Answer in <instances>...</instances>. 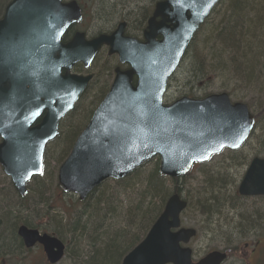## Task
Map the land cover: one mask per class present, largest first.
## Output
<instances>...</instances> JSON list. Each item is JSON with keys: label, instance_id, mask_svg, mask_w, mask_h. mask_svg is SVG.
<instances>
[{"label": "water", "instance_id": "95a60500", "mask_svg": "<svg viewBox=\"0 0 264 264\" xmlns=\"http://www.w3.org/2000/svg\"><path fill=\"white\" fill-rule=\"evenodd\" d=\"M219 2H158L144 42L124 36L126 24L121 23L111 35L87 41L78 33L63 43L67 28L82 19L75 0L10 1L0 20V164L19 193L25 196L27 182L41 174L47 142L58 135L60 120L92 78L72 73L73 67L80 62L89 66L104 45L129 68L116 69L108 94L60 166L63 192L84 200L105 180L124 178L155 157L162 174L178 178L195 162L224 148H240L255 125L246 104L232 103L224 92L163 103L169 79ZM239 193L264 195L263 159H253ZM186 207L178 194L171 196L122 264H221L226 253L214 251L195 263L191 248L182 246L196 235L192 228L179 229ZM18 235L27 248L42 245L51 264L64 256V243L53 235L26 225Z\"/></svg>", "mask_w": 264, "mask_h": 264}, {"label": "trees", "instance_id": "16d2710c", "mask_svg": "<svg viewBox=\"0 0 264 264\" xmlns=\"http://www.w3.org/2000/svg\"><path fill=\"white\" fill-rule=\"evenodd\" d=\"M10 1L0 0V19ZM90 1L91 12L87 7L83 8L92 15L95 12L102 17L108 3L103 4L101 0ZM220 13V20L215 22ZM111 14L118 13L113 10ZM142 20H134L136 31H141L138 23ZM204 26L210 34L200 51L194 47V38L184 57L190 60V73L197 78H219L227 83L224 91L230 95L238 92V85L242 84L245 94L239 101L247 103L254 110L255 129L259 130V134L254 132L253 136L264 144V0H221ZM68 38L69 34L65 36V40ZM106 61L104 69L97 74L87 93L62 121L60 134L48 145L44 174L31 182L26 199L17 196L23 206L11 209L9 203L4 204L0 200V257L3 254L15 255V251L29 252L17 234L18 227L25 224L28 227L42 228L41 230L62 239L71 264H122L124 256L142 240L163 212L168 199L174 193L184 194L183 186L187 177L172 179L164 176L160 172L158 158L135 169L125 178L103 182L82 202L76 197L74 200H66L68 195L62 192L57 183V169L52 172L49 164L53 160L60 165L66 159L76 138L107 93L113 59L107 58ZM77 71H83V67L78 66ZM90 91L92 96L88 97ZM93 99H96L95 103L86 107L85 104ZM6 184L16 194L8 179ZM230 186V182L221 180L210 183L206 180L203 186L206 197L197 198L193 202L194 197L185 196L188 201L186 211L194 208L209 217L222 212L225 207L237 210V207L229 203L244 198L239 196L237 189L231 195L228 194ZM57 204H61L60 211L53 209L58 208ZM39 207H43L42 211L45 213L41 216L46 219V223H43L44 219H41L42 223H37L33 218L41 214ZM15 214L18 219L12 221L11 217ZM242 221L249 224L247 220ZM46 225L49 227H44ZM140 229L142 236L135 234ZM41 255L42 263L48 264L44 254ZM24 263L34 264L27 258Z\"/></svg>", "mask_w": 264, "mask_h": 264}, {"label": "rangeland", "instance_id": "374dc122", "mask_svg": "<svg viewBox=\"0 0 264 264\" xmlns=\"http://www.w3.org/2000/svg\"><path fill=\"white\" fill-rule=\"evenodd\" d=\"M80 2L83 4V7H87L91 12L89 2H92L90 0H80ZM101 2L103 4L108 3V5H106L107 8L102 14V17L97 16L95 12L94 15L90 14V12L85 8L87 10H85L87 13V18L85 19L86 21L84 24L79 26L83 31L90 30L98 33V31L102 30L103 32H108L109 30L113 29L119 21H124L126 19L128 23H131L129 27L130 30L137 32L135 30V25L133 24L134 20H142L144 18L143 20L145 21L146 16L149 15L148 13H150L156 1L101 0ZM113 10L118 14H111ZM220 18L221 13L216 16L217 21L215 20V22H218ZM143 20L142 22L138 23V26L140 25L141 28L144 25ZM209 34L210 31H208L206 26H203L200 32H198L196 35L194 47L198 51H200L202 45L204 44V40ZM106 59V55L101 54L91 69L92 73H97V71L101 70L103 68L102 63L106 64L107 62ZM189 62L190 60H188V58H184L179 69L171 78L166 95L167 102H172L173 100L182 96L201 97L212 93H219L225 90L224 88L227 83L222 82L219 78H213L209 80L207 77L197 78L192 75L190 73ZM205 74L208 75L207 72H205ZM110 80H112L111 74L108 76V82H110ZM237 91L238 92H235V94L231 95L233 102L239 101V99H242L244 96L243 94H245V91L242 84L238 85ZM91 96L92 91L88 93V97ZM95 100L96 99H93L92 102L86 103V107H91L95 103ZM255 134L258 135L259 130H257ZM255 156L264 158V144L259 139L252 136V138L249 139V141L241 150H225L223 153L213 157V159L208 163H204V166H198L195 168L187 176V179L184 182L183 192L185 196L191 195L194 197L193 202H195L197 198H205L206 195H204L205 189L203 186L206 180H208L210 183L221 180L222 182H230L231 186L228 189L229 192L227 193L231 195V192L236 189V186L240 183L249 163ZM58 166L60 165H58L56 161L51 160L49 169L53 172V170H58ZM6 183L7 179L5 174L0 169V189H2L0 192V200H3L4 204L9 203L8 205L10 208L12 207L14 209H18L22 203L19 202L17 198L18 195L12 193V191L7 188ZM46 184L47 182L45 185ZM49 194L51 195L50 192ZM27 197L28 195H26L25 199ZM65 198L67 201H70L74 200L75 196L68 195ZM229 205L237 207V210H233L231 207H225L222 212L215 215H210L208 217L203 215L198 210L192 208L187 210L186 213L182 215L183 226H193L199 231L198 237L190 244V246L194 249L195 259L203 257L206 253L214 249H227L230 251V255L225 264H229L230 262H233V259H235L234 253L242 256L249 254L259 240L262 241L261 244L264 245V197L244 198L236 202L229 203ZM57 206V209L55 207L53 209H55V211H60L61 204H57ZM38 209L42 211L43 207H39ZM44 213L45 212L42 211L38 216H33V218H35V222L42 223L41 221L43 220L41 219H44L43 223H46V219L42 217V214ZM11 219L13 221L18 218L15 214L13 217H11ZM242 219L247 220L249 224H245ZM236 225H238V228H235ZM44 227L49 226L46 225ZM135 234L142 236L141 229L136 231ZM246 243L248 246L245 248ZM238 246H240L237 249L238 251L234 252L236 249L232 250V248H236ZM241 251L242 254H240ZM14 253L15 255L3 254L0 257V264H25V258L34 264H36V262L37 264H44L42 263V249L39 246L34 247L29 252L18 253V251H15ZM58 264H71L68 254Z\"/></svg>", "mask_w": 264, "mask_h": 264}, {"label": "flooded vegetation", "instance_id": "af4514ba", "mask_svg": "<svg viewBox=\"0 0 264 264\" xmlns=\"http://www.w3.org/2000/svg\"><path fill=\"white\" fill-rule=\"evenodd\" d=\"M129 27H130V25L128 24L127 28L126 27L124 28V35L125 36L136 37L140 40L143 39V32H144L145 28L143 29L141 34H138V36H136V33L134 31H128ZM111 32H112V30L108 31L107 33L111 34ZM78 33L84 34L87 41H90V40L95 39V38L99 37L100 35H102L101 34L102 32H100V31H98V33L94 32V31H90V30H84L83 31L82 29L80 30L78 27H75V26H72L71 28H69L68 31L66 32V35L69 34V39L72 40ZM107 52H108V47L104 46L101 49L100 54L93 60V62L91 63V65L88 68H86V66L83 63H78V66L81 65L84 69L83 71H85V73H82V74H90L91 73L93 75V77H95L94 74L92 73L91 69L94 66V64L96 63V61L99 59V56L101 54H105L106 58L111 57V55H109ZM113 56H115L117 58L116 55H113ZM104 65H105V63L102 66L103 68L101 70L97 71L98 74H100V72H102V70L104 69ZM83 71H81V72H83ZM113 72H114V69H113ZM90 85H89V87H90ZM261 243H262V241L259 240L256 243V246L252 249V251L249 254H245L242 256V255L234 253L235 259H233L232 260L233 262H230L229 264H264V245ZM247 246H248V244L246 243L245 248ZM234 252H236V251H234ZM240 254H242V251Z\"/></svg>", "mask_w": 264, "mask_h": 264}, {"label": "snow or ice", "instance_id": "6c2138e0", "mask_svg": "<svg viewBox=\"0 0 264 264\" xmlns=\"http://www.w3.org/2000/svg\"><path fill=\"white\" fill-rule=\"evenodd\" d=\"M62 26V25H61Z\"/></svg>", "mask_w": 264, "mask_h": 264}]
</instances>
